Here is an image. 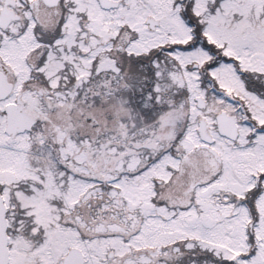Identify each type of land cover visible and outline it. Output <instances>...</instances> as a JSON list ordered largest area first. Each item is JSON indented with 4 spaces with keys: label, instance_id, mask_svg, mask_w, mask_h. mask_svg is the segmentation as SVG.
Instances as JSON below:
<instances>
[{
    "label": "snow or ice",
    "instance_id": "obj_1",
    "mask_svg": "<svg viewBox=\"0 0 264 264\" xmlns=\"http://www.w3.org/2000/svg\"><path fill=\"white\" fill-rule=\"evenodd\" d=\"M0 264H264V0H0Z\"/></svg>",
    "mask_w": 264,
    "mask_h": 264
}]
</instances>
